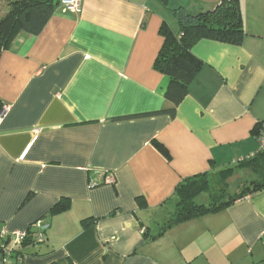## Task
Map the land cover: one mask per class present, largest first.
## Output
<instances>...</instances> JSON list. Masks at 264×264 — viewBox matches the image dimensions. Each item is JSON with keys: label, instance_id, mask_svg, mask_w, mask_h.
Returning <instances> with one entry per match:
<instances>
[{"label": "crops", "instance_id": "crops-1", "mask_svg": "<svg viewBox=\"0 0 264 264\" xmlns=\"http://www.w3.org/2000/svg\"><path fill=\"white\" fill-rule=\"evenodd\" d=\"M221 1L82 0L80 13L59 4L38 34L20 31L3 51L0 229L50 223L21 264H264V190L158 235L182 180L260 146L264 0H240L241 45H194L203 64L187 96L174 117L158 113L171 106L170 78L154 66L161 26L178 33L176 9L197 15ZM62 200L68 208L53 214Z\"/></svg>", "mask_w": 264, "mask_h": 264}, {"label": "trees", "instance_id": "trees-1", "mask_svg": "<svg viewBox=\"0 0 264 264\" xmlns=\"http://www.w3.org/2000/svg\"><path fill=\"white\" fill-rule=\"evenodd\" d=\"M0 56L20 31L38 34L55 13L60 0H0ZM180 30L175 33L167 23L161 26L163 45L155 60V68L170 78L166 99L170 107L158 113L176 115L178 105L188 94V88L198 74L203 62L196 57L192 48L201 39L241 45L246 36L240 0H222L214 9L197 15H190L181 9L175 10ZM264 123H257L252 134L260 138ZM246 168L254 174L249 184L233 192L217 183L220 176L226 179L235 169ZM116 181V180H115ZM104 182V181H103ZM105 183V182H104ZM98 184L95 182V185ZM264 190V150L219 171H209L182 180L174 192L175 209L169 221L161 227L158 235L175 224L194 217L224 210L248 195ZM205 199V201H204ZM69 201H60L51 210L57 214L68 208ZM92 218L83 220L85 224ZM45 242V241H44ZM43 242V243H44ZM32 236L24 241L26 245H40ZM20 255L24 256L22 250ZM14 264H18L16 259Z\"/></svg>", "mask_w": 264, "mask_h": 264}, {"label": "built area", "instance_id": "built-area-1", "mask_svg": "<svg viewBox=\"0 0 264 264\" xmlns=\"http://www.w3.org/2000/svg\"><path fill=\"white\" fill-rule=\"evenodd\" d=\"M82 0H60L61 4L67 11L80 13ZM9 105H4L0 111V121L5 118ZM260 150H264V131L260 137ZM115 176L113 173H107L104 177V182L107 184L115 183ZM94 186L95 183H92ZM50 228V223L45 219H38L34 221L27 229L9 230L6 227L0 229V261L5 264H14L15 262L21 264L23 256L20 255L22 245L30 236L36 243H43L46 240V232Z\"/></svg>", "mask_w": 264, "mask_h": 264}, {"label": "rangeland", "instance_id": "rangeland-1", "mask_svg": "<svg viewBox=\"0 0 264 264\" xmlns=\"http://www.w3.org/2000/svg\"><path fill=\"white\" fill-rule=\"evenodd\" d=\"M0 6H2V4ZM253 177L254 174L251 173L250 169L240 168L232 170L227 175L226 179H222V176H220L217 183L220 184V186L224 185L228 187L231 193L240 192L249 184V181Z\"/></svg>", "mask_w": 264, "mask_h": 264}]
</instances>
